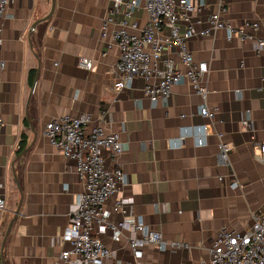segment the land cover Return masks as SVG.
Instances as JSON below:
<instances>
[{
    "label": "crops",
    "instance_id": "0c3cea01",
    "mask_svg": "<svg viewBox=\"0 0 264 264\" xmlns=\"http://www.w3.org/2000/svg\"><path fill=\"white\" fill-rule=\"evenodd\" d=\"M113 1L11 0L6 10L0 48L6 62L0 73V181L6 199L0 210V264H58L60 252L70 248L62 235L85 183L75 160L46 136L47 122L58 116L88 113L90 126L120 134L124 151L113 157L105 149L103 155L105 166H120L128 183L119 184L105 206L130 198L126 214L161 231L168 242L185 244L165 250L146 245L137 258L129 230L119 240L108 231L100 235L113 251L108 264H201L222 229L247 230L264 206V164L256 157L264 142V50L237 36L228 39L224 29L193 36L195 60L208 64L206 103L217 110L215 117L200 113L205 100L188 81L175 84L167 100L152 102L141 76L130 87L113 86L120 58L113 30L124 20L140 27L148 20L144 0L132 8L127 5L132 0H121L114 10ZM220 3L197 0L189 19L180 17L181 30L189 23L198 30L208 27ZM226 7L224 20L264 37V0H226ZM112 11L115 22L103 35L102 23ZM253 22L260 25L257 31ZM81 57L93 66L82 68ZM163 57L185 70L175 48ZM202 125L207 142L200 145ZM184 130L181 144L171 146ZM22 139L26 145L18 152ZM223 142L231 147L227 162L219 158ZM124 216L112 213L111 219Z\"/></svg>",
    "mask_w": 264,
    "mask_h": 264
},
{
    "label": "built area",
    "instance_id": "2783aa9c",
    "mask_svg": "<svg viewBox=\"0 0 264 264\" xmlns=\"http://www.w3.org/2000/svg\"><path fill=\"white\" fill-rule=\"evenodd\" d=\"M11 0H0V48L3 41L2 21ZM121 0H114V8ZM197 0H144L148 12V20L143 27L138 23L130 24L124 20L113 30V36L120 50L119 61L115 65L116 80L114 88L121 89L132 86L135 78L141 76L145 80L144 93L152 102L167 100L172 87L188 81L194 91L202 96L205 102L200 108L203 116L214 118L216 109L206 103L207 87L204 75L208 64L196 61L189 47V39L193 36H207L212 30L224 29L228 39L237 36L241 41H252L256 51L264 50V37L237 28L222 18L227 10L226 0H220V7L208 18L209 26L196 29L189 23L181 30L180 17L189 19L190 13L196 9ZM139 0L127 2L132 8ZM113 11L102 23L103 35L110 24L115 22ZM131 15V10L128 11ZM254 31L260 27L258 22L250 24ZM169 48H175L185 70L174 67L173 61L163 59ZM163 62V65L160 63ZM82 68L90 69L93 61L87 57L79 59ZM6 62L0 57V73L5 69ZM91 116L82 113L76 116L63 115L47 122L45 133L50 143L58 148L66 157L75 160V170L85 183L84 191L72 204L69 213V224L62 235V240L70 244V248L60 252L58 264H108L106 261L113 256L112 249L100 237L110 231L114 240H119L123 230H129L130 247L137 258L143 256L146 245H155L160 250L168 246L180 247L185 244L168 242L161 231L147 225L141 218L128 215L126 205L130 198H119L111 208L106 202L118 191L119 184H127L128 176L119 166L110 169L105 166L104 150L108 149L113 157L121 154L125 147L118 132L106 133L101 124L90 126ZM243 126L249 127V119L243 120ZM4 121L0 115V134ZM202 135L198 144L207 142V131L204 125L199 126ZM192 132V130H189ZM186 130L177 138L170 140L171 146H178L186 136ZM231 147L228 143L220 144L219 158L228 161ZM256 157L264 164V142L259 144ZM236 185V183H233ZM0 181V210L6 208ZM121 212L124 218L118 222L111 219L112 213ZM209 257L201 264H264V206L253 217V223L247 230L222 229L208 248ZM137 264H141L140 261Z\"/></svg>",
    "mask_w": 264,
    "mask_h": 264
},
{
    "label": "water",
    "instance_id": "95a60500",
    "mask_svg": "<svg viewBox=\"0 0 264 264\" xmlns=\"http://www.w3.org/2000/svg\"><path fill=\"white\" fill-rule=\"evenodd\" d=\"M53 5H54V1H53ZM51 14H52V11H51L50 14H49L48 16H46L44 19H46L47 17H49ZM37 23H38V22H35V23L33 24V27H35ZM17 213H18V212H17ZM12 223H13V221H12V222L10 223V225H9L8 232H9L11 226H12ZM8 232H7V234H6L4 240L2 241V244H1V252H2V256H3L4 246H5V243H6V239H7V236H8ZM2 262H3V264H5V263H4V260H3Z\"/></svg>",
    "mask_w": 264,
    "mask_h": 264
},
{
    "label": "trees",
    "instance_id": "16d2710c",
    "mask_svg": "<svg viewBox=\"0 0 264 264\" xmlns=\"http://www.w3.org/2000/svg\"><path fill=\"white\" fill-rule=\"evenodd\" d=\"M25 145H26V142H25L24 139H22L21 142H20V148H19L18 152H20L21 150H23V148L25 147Z\"/></svg>",
    "mask_w": 264,
    "mask_h": 264
}]
</instances>
